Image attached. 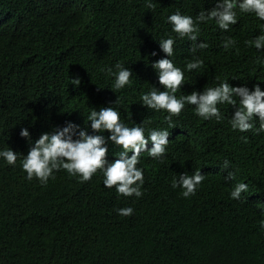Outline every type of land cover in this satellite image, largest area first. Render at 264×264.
<instances>
[{
  "label": "trees",
  "instance_id": "trees-1",
  "mask_svg": "<svg viewBox=\"0 0 264 264\" xmlns=\"http://www.w3.org/2000/svg\"><path fill=\"white\" fill-rule=\"evenodd\" d=\"M151 2L153 8L147 0H0V151L18 154L14 165L0 157V264H264V132L257 134L258 118L242 133L230 123L236 107L218 104V121L185 104L170 128L166 110L148 109L141 100L153 87L166 90L152 64L168 58L159 43L169 37V59L184 73L178 99L223 82L264 91V49L245 43L264 35V21L236 9L237 23L228 31L214 20L200 22L196 43L208 47L193 51L168 17L179 11L195 21L218 0ZM225 38L235 41L227 50ZM194 58L203 66L189 71ZM117 63L133 73L119 90ZM106 107L117 110L126 127H143L146 139L151 130L170 133L162 157H139L141 197L105 187L99 170L89 181L63 169L46 185L27 179L22 161L42 134L71 122L78 126L74 140L79 131L97 135L87 117ZM100 134L106 141L110 136ZM105 146L107 161L114 162L122 149ZM197 170L205 179L185 198L172 181ZM239 183L248 190L235 200L231 192ZM128 207L131 216L118 214Z\"/></svg>",
  "mask_w": 264,
  "mask_h": 264
},
{
  "label": "clouds",
  "instance_id": "clouds-1",
  "mask_svg": "<svg viewBox=\"0 0 264 264\" xmlns=\"http://www.w3.org/2000/svg\"><path fill=\"white\" fill-rule=\"evenodd\" d=\"M146 7H154L151 0H147ZM236 9L242 13H254L259 20L264 21V0H218L210 11H201L195 21L191 16L182 15L177 11L168 17V23L173 26L172 31L179 38L187 37L193 42V51L197 47L205 49L208 47L206 43H196L199 35L198 23L214 20L221 30L228 31L230 25L237 23ZM234 43L231 38H225L223 47L227 50ZM245 43L262 50L264 35ZM173 45V38L162 39L159 47L168 58H162L152 64V68L158 73L159 84L166 90L159 91L153 87L150 92L142 95L143 106L153 110H166L169 113L166 118L169 127L174 128L172 117L178 116L185 104L194 105L196 115L204 119L215 117L219 121L222 117L217 105L227 103L236 107L230 121L233 130L242 133L252 130L255 117L259 120L257 134L264 132V91L258 85H254L253 90L250 91L247 87H232L229 83L223 82L215 87H206L202 93L193 91L190 95H183L178 99L175 93L184 84V73L169 59L173 55ZM203 63L202 59L194 58L193 62L187 64V69L189 71L199 69ZM115 68L117 72L114 88L119 90L129 83L133 73L119 63ZM72 82L79 86L80 79H73ZM234 97L238 98L239 106ZM87 119L90 121L92 131L98 133L97 135H88L85 131H79V138L74 140L73 136L76 135L78 126L71 122L62 129H56L52 134H42L22 161L27 179L31 181L36 178L41 184L46 185L49 178H54V171L63 169L69 175H78L82 181H89L99 170L103 173L105 187L109 189L115 187L117 193L124 197H141L144 178L143 170L137 168L139 157L142 152H147L152 158L162 157L169 143L170 133L167 130H151L146 139L143 127H126L120 122L119 112L112 107L101 108L99 111L93 109ZM105 131L110 133L107 141L100 134ZM20 135L28 138L31 143L27 129H22ZM108 142L122 149L118 158L111 163L106 159L108 148L105 145ZM149 142L152 145L150 149H148ZM129 153H132L131 157ZM17 156L18 154L10 148L0 151V157H3L9 165L16 163ZM228 167L229 162L225 160L224 168ZM232 176L233 174L229 172L226 179H231ZM204 179L205 176L199 170L191 175L184 173L172 181V187H181L183 197L188 198L195 194L196 187ZM247 190L245 183L236 184L231 192V198L238 200L241 193ZM133 211L131 207L123 208L118 210V214L128 217ZM260 223L264 228V220Z\"/></svg>",
  "mask_w": 264,
  "mask_h": 264
},
{
  "label": "bare ground",
  "instance_id": "bare-ground-1",
  "mask_svg": "<svg viewBox=\"0 0 264 264\" xmlns=\"http://www.w3.org/2000/svg\"><path fill=\"white\" fill-rule=\"evenodd\" d=\"M225 50V49H224ZM208 53V52H207ZM219 172V171H218Z\"/></svg>",
  "mask_w": 264,
  "mask_h": 264
}]
</instances>
